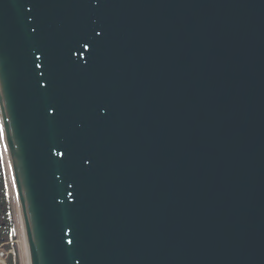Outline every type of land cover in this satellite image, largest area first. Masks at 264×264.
I'll list each match as a JSON object with an SVG mask.
<instances>
[{"label": "water", "instance_id": "obj_1", "mask_svg": "<svg viewBox=\"0 0 264 264\" xmlns=\"http://www.w3.org/2000/svg\"><path fill=\"white\" fill-rule=\"evenodd\" d=\"M0 113L32 264H264V0H0Z\"/></svg>", "mask_w": 264, "mask_h": 264}, {"label": "flooded vegetation", "instance_id": "obj_2", "mask_svg": "<svg viewBox=\"0 0 264 264\" xmlns=\"http://www.w3.org/2000/svg\"><path fill=\"white\" fill-rule=\"evenodd\" d=\"M15 196L16 191L11 178L8 153L0 124V240L9 238L14 229Z\"/></svg>", "mask_w": 264, "mask_h": 264}, {"label": "rangeland", "instance_id": "obj_3", "mask_svg": "<svg viewBox=\"0 0 264 264\" xmlns=\"http://www.w3.org/2000/svg\"><path fill=\"white\" fill-rule=\"evenodd\" d=\"M8 163H9V161H8ZM12 181H13V179H12ZM14 201H15V203H13L14 223H15V229H16V234H17L15 246L17 248L19 262H21L22 264H29L28 256H27L28 255V247H27L28 245H27V241L24 239L25 233H24V230L22 229L21 212H20L17 197L15 198ZM12 202H13V200H12Z\"/></svg>", "mask_w": 264, "mask_h": 264}, {"label": "built area", "instance_id": "obj_4", "mask_svg": "<svg viewBox=\"0 0 264 264\" xmlns=\"http://www.w3.org/2000/svg\"><path fill=\"white\" fill-rule=\"evenodd\" d=\"M11 250L8 249L7 243L0 244V264H8L9 255Z\"/></svg>", "mask_w": 264, "mask_h": 264}, {"label": "bare ground", "instance_id": "obj_5", "mask_svg": "<svg viewBox=\"0 0 264 264\" xmlns=\"http://www.w3.org/2000/svg\"><path fill=\"white\" fill-rule=\"evenodd\" d=\"M7 153H8V158H9V162H10V165L12 167V159H11V154H10V151H9V148H8V145H7ZM21 223H22V229L24 230V235H25V239L27 241V247H28V261H29V264H31L30 262V250H29V244H28V238H27V234H26V226H25V222H24V216L23 214H21Z\"/></svg>", "mask_w": 264, "mask_h": 264}, {"label": "trees", "instance_id": "obj_6", "mask_svg": "<svg viewBox=\"0 0 264 264\" xmlns=\"http://www.w3.org/2000/svg\"><path fill=\"white\" fill-rule=\"evenodd\" d=\"M17 236L16 232H15V227L12 231V234L10 236V239H15ZM9 264H19V258H18V252H17V248L16 246L14 245V253L12 254L11 256V259L9 261Z\"/></svg>", "mask_w": 264, "mask_h": 264}]
</instances>
